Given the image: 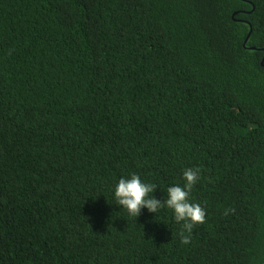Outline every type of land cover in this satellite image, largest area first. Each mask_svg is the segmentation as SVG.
Here are the masks:
<instances>
[{"label":"trees","instance_id":"16d2710c","mask_svg":"<svg viewBox=\"0 0 264 264\" xmlns=\"http://www.w3.org/2000/svg\"><path fill=\"white\" fill-rule=\"evenodd\" d=\"M263 58L264 0H0V264H264ZM188 168L187 245L115 204Z\"/></svg>","mask_w":264,"mask_h":264},{"label":"clouds","instance_id":"9594fccd","mask_svg":"<svg viewBox=\"0 0 264 264\" xmlns=\"http://www.w3.org/2000/svg\"><path fill=\"white\" fill-rule=\"evenodd\" d=\"M183 184L167 187L165 196L157 199L153 193L156 185L144 182L135 173L120 177L112 189L115 204L123 209L129 217H138L141 209L156 213L161 209L171 211L172 218L182 228L178 232L180 243H190L191 234L196 225L205 219L204 209L190 201L189 196L194 184L199 178V169L188 168L182 173Z\"/></svg>","mask_w":264,"mask_h":264},{"label":"water","instance_id":"95a60500","mask_svg":"<svg viewBox=\"0 0 264 264\" xmlns=\"http://www.w3.org/2000/svg\"><path fill=\"white\" fill-rule=\"evenodd\" d=\"M251 34H252V30H251V32L249 33V35H248V37H247V39H246V43H247V41L249 40ZM262 65L264 66V58H263V61H262Z\"/></svg>","mask_w":264,"mask_h":264}]
</instances>
